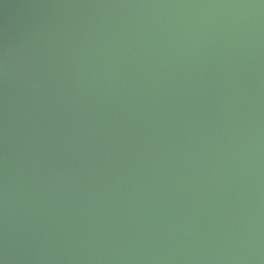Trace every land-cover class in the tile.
I'll return each mask as SVG.
<instances>
[{"label": "water", "instance_id": "obj_1", "mask_svg": "<svg viewBox=\"0 0 264 264\" xmlns=\"http://www.w3.org/2000/svg\"><path fill=\"white\" fill-rule=\"evenodd\" d=\"M0 264H264V0H0Z\"/></svg>", "mask_w": 264, "mask_h": 264}, {"label": "clouds", "instance_id": "obj_2", "mask_svg": "<svg viewBox=\"0 0 264 264\" xmlns=\"http://www.w3.org/2000/svg\"><path fill=\"white\" fill-rule=\"evenodd\" d=\"M5 57H6V58H7V57H10V53L5 52Z\"/></svg>", "mask_w": 264, "mask_h": 264}]
</instances>
